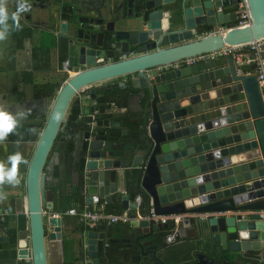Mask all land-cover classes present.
<instances>
[{"label":"water","instance_id":"obj_1","mask_svg":"<svg viewBox=\"0 0 264 264\" xmlns=\"http://www.w3.org/2000/svg\"><path fill=\"white\" fill-rule=\"evenodd\" d=\"M240 1L128 0L132 13L120 19L119 29L94 9L89 16L69 14L80 38L70 44L69 68L81 69L65 79L36 132L26 179L29 220L18 232V259L48 264L47 245L59 241L74 246L72 264H179L160 243L175 230L189 245L184 264H264V100L258 78L232 54L185 63L225 45L264 40V0H246V27L235 26ZM66 25L56 34H67ZM219 28L229 29L213 32ZM114 80L119 82L105 90H136L128 101L138 108L110 118V107L105 125L86 131L79 190L88 205L120 197L133 219L119 237H110L104 224L68 235L62 216L53 215L48 157L57 155L53 149L77 93L87 89L95 99L98 85ZM119 100L124 107L126 97ZM205 213L210 216L202 219ZM152 215L184 218L156 223ZM0 229V242L7 241L8 225ZM134 237L149 240L130 247ZM114 243L124 246L111 256L107 247Z\"/></svg>","mask_w":264,"mask_h":264},{"label":"crops","instance_id":"obj_2","mask_svg":"<svg viewBox=\"0 0 264 264\" xmlns=\"http://www.w3.org/2000/svg\"><path fill=\"white\" fill-rule=\"evenodd\" d=\"M20 2H23L28 6L27 11L18 14L20 27H11L13 22L10 19L8 21L10 25L8 36L5 40L0 41V110L11 114H15L18 111L27 113V115L18 122L12 132H10L4 139H0V167L4 169L8 168L9 164L7 158L14 153H19L20 156L27 161V163H18L16 166L19 183H0V210L4 208H9L11 210L12 213L7 217L11 220V226L14 228L16 227L19 231L24 230L27 227L29 220L28 215L26 214V179L29 162L36 146V142H34L37 137L36 132L42 128L38 126L49 113V110L45 109L41 112L39 99L34 98L33 94L35 90L33 91L32 85L36 82L31 80V82L27 83V81L24 80L25 72L32 69L30 50H26L24 45L26 44L25 46L29 47L32 44L34 55H36L35 59L37 60V55L40 54L38 50L40 44V31H36V29L40 28L39 24L46 26L49 23H51L52 29H58V25L61 23L62 19L60 15L64 12H74L75 10L82 12L84 8L87 7L89 8L87 10L89 13L93 9L99 11V13L102 14L104 23H107V21L110 22L111 20L116 21V24L119 27L121 25L120 19L122 17H127L132 13L128 0H0V3L8 9L10 14L16 12L17 6ZM136 11L137 9L135 7L134 12ZM23 29L30 30V34L22 35ZM19 30H21V32H19ZM214 31H218V29H215ZM57 32L58 31L55 30V36L59 39L61 36L57 35ZM28 38H32V42ZM120 80L122 81V79H119V81ZM119 81L114 80L99 84L98 88L103 90L106 86H114V84ZM117 87L122 88L121 86ZM127 90L129 91L124 94L126 97L124 107L121 108L123 103L121 100L119 103H113L109 109L110 118L113 116L112 112H133L137 110L138 105L136 101L131 104L130 101H128V98L133 92H136V90L132 88H127ZM90 95L91 94L86 90L80 101L82 104V113L81 123L79 124L77 133L73 137L67 136L66 138L68 140H73L74 150L69 152L64 143H57L58 147L54 149V152H57V155H54L53 153L48 157L45 169L47 186L54 190V212L59 213L62 216L63 224L68 235H77V230L87 227L78 222L74 216L67 214L69 209L61 212V209L64 206V200L62 201L60 199L61 194L69 196V200L78 210H83L86 207L92 209L98 208L103 203L106 204V210L107 205H110L113 208H121L120 197H118L117 202H113L112 204H107L104 200H101L97 204L88 205L86 203L85 193L79 190V180L82 176L78 168L80 161V148L82 142L85 140L84 135L86 131L91 129V125L86 119L92 118L93 115L97 118L98 114L97 111L91 110L93 102L91 101L92 98ZM76 98H78V96ZM24 125H27L28 128L25 134L21 133V131L19 132V129ZM96 126L97 123L94 127ZM55 167L58 168L57 175L55 174ZM0 224L5 223L0 219ZM106 226L109 230L110 237H119L120 230L123 226L117 224ZM170 232H172V230H170ZM2 233H4V230L0 229V234ZM7 241L0 243H5ZM185 245H187V243L184 244L179 240V248ZM68 246V252L74 259V246L72 247V245L69 244ZM120 246H123V244H109L107 247V253L112 256ZM227 254L229 253H226V255ZM224 257L226 256L224 255ZM47 258L48 264H65L66 260L64 257V247L62 242L56 241L47 245ZM185 258L186 257H183V260H185ZM217 258H219V256ZM219 261L221 262V258H219ZM106 263L107 262L103 260V264ZM0 264H6L5 259L0 257ZM80 264L82 263L80 262ZM110 264H119V262L115 259H111Z\"/></svg>","mask_w":264,"mask_h":264},{"label":"built area","instance_id":"obj_3","mask_svg":"<svg viewBox=\"0 0 264 264\" xmlns=\"http://www.w3.org/2000/svg\"><path fill=\"white\" fill-rule=\"evenodd\" d=\"M237 18L235 21V26L237 27H246L251 24V14L247 5L246 0H241L239 7L236 10ZM229 28H219V33H225ZM264 52V40H257L251 43L244 45H225L223 48L213 51L207 54H202L196 57L189 58L185 61L186 64H194L196 62L214 59L220 56L234 55L239 64H249L251 65V70L247 72L248 74H255L258 78L259 85L262 91V96L264 100V57L262 55ZM127 57V55H124ZM178 63L167 65L164 69L168 70L169 68L176 67ZM159 71H163V66L158 68ZM87 89H83L77 93L79 101H81L83 93ZM75 97V98H76ZM96 116L93 115L91 118V127L93 128L96 125ZM137 202L140 203V198L137 197ZM106 204L103 203L98 208L86 207L83 210H78L75 207H72L68 210L67 214L74 216L78 222L84 224L88 229L95 228L98 224L112 225L117 224L120 226L129 225L130 221L133 219V211L130 209H124L119 212H109L105 209ZM9 208H4L0 210V219L2 221L11 214ZM28 215V212L26 211ZM54 216L60 215L59 213H54ZM210 216V213H205L201 215L202 219H206ZM184 218V215H152V219L157 223H167L170 219H174L175 222H179ZM178 236L177 231H172L167 239L168 241H174L175 237Z\"/></svg>","mask_w":264,"mask_h":264},{"label":"flooded vegetation","instance_id":"obj_4","mask_svg":"<svg viewBox=\"0 0 264 264\" xmlns=\"http://www.w3.org/2000/svg\"><path fill=\"white\" fill-rule=\"evenodd\" d=\"M88 9L89 8L85 7L81 15L89 16V14L91 13L87 11ZM70 13L71 12L61 13L60 17H62V19H61V23H59L58 25V29H54V28L52 29L51 23L47 24L46 26L39 24L40 28L36 29V31H40V44L38 46V50L40 54L37 55V60L35 59L36 55H34V48L32 47V44L29 47L25 46L26 44L24 45V48H26V50L28 49L30 50V55L32 59V63H31L32 69L25 72L24 80L27 81V83L31 82V80L36 82L34 83V85H32V89L33 91L35 90L33 94L34 98L39 99V103H40L39 106H40L41 112L42 110L45 109L44 107L46 106L47 101L50 103L51 100H54L55 98L54 95L57 93V91L62 86L65 79L70 75V73L72 71H77L81 69L80 66L79 67L77 66L75 68H69L70 44L75 45L78 43L77 40L80 39L77 37L79 35V32L78 30H76V26L74 22L70 20V16H69ZM83 21H86V20H83ZM62 22L67 23L66 25L67 34L60 35L61 37L58 39V37L55 36V30L60 32ZM85 26H89V25L85 23ZM44 35H47V37H51V38L54 35V40L56 42L54 46L49 48L48 55L46 54L43 55L41 54V51H40L41 39ZM51 38L47 40L48 43L51 41ZM28 39L32 42V38H28ZM108 41H109V37L108 35L105 34L104 49H108L110 47V42ZM39 92H45V93L51 92L53 93L52 96H54V98H52V96H47V95H42V96L37 95L36 93H39ZM46 118L47 116L44 118V120H42V122H45ZM54 149H53V152H54ZM170 233L171 232L164 233L163 236L160 238V243L163 244V247H164L163 253L165 255L170 256L171 258L172 257L179 258L177 262H179V264L181 263L184 264L185 262L188 261V259L183 260V257L185 256L183 255V253H186L185 251L187 248H189V245L187 244L179 248L178 246V242L180 240L179 235L175 237L174 241L170 242L167 239ZM148 240L149 238L147 237V238L140 239L138 242L136 240V237H134L130 241V247L133 244H136V243L141 244ZM128 250H131V248H129Z\"/></svg>","mask_w":264,"mask_h":264},{"label":"trees","instance_id":"obj_5","mask_svg":"<svg viewBox=\"0 0 264 264\" xmlns=\"http://www.w3.org/2000/svg\"><path fill=\"white\" fill-rule=\"evenodd\" d=\"M19 32H21V30H19ZM30 34V30L27 29H23L22 30V35H28ZM51 37H47V35H44L41 39V47H40V51L41 54H46L48 55V50L50 47L55 45V40L54 37L52 36L51 41L48 43L47 40H49ZM129 90L125 89V88H111L109 90H101L99 89V91L96 92V98L92 99L91 101L93 102V107H94V111H97V127L103 126L105 125V119L107 118L108 114L107 111L108 109L111 107V105L113 103H119V97L121 95H124L128 92ZM37 95H47V96H52L53 93L51 92H39L36 93ZM55 96V95H54ZM54 96H52V98H54ZM82 104L79 101L78 98H76L75 100L72 101L70 108L68 110V113L66 115V118L63 122L62 128L58 134L57 137V143H64L66 149L69 152H72L74 150V142L73 140H68L66 139L67 136H75V134L78 131V127L79 124L81 123V113H82ZM102 116V117H101ZM105 118V119H103ZM45 122H41L40 125L38 127H43ZM37 127V126H36ZM27 125H24L23 127H21L19 129V132L21 131V133L26 132L27 130ZM15 134V133H14ZM17 138V137H16ZM84 157L82 156L80 158L79 164H78V168L80 171L83 170L84 167ZM58 168L55 167V174L57 173ZM57 175V174H56ZM76 190V189H74ZM60 194V193H59ZM60 199L63 201L64 200V206L61 209V212H64L66 209H70L72 207H74V205L72 204V202L69 200L70 197L65 195V194H61ZM81 210V209H80ZM121 208H113L110 205H107V211L109 212H119L121 211ZM10 218H5L4 223L8 225V241L5 243H0V257L5 259L6 264H31L30 262L24 261V260H18L17 259V237H18V229L15 227L11 226L10 223ZM24 228V227H23ZM68 243L65 242L64 243V257H65V264H72V256L71 254L68 252Z\"/></svg>","mask_w":264,"mask_h":264},{"label":"clouds","instance_id":"obj_6","mask_svg":"<svg viewBox=\"0 0 264 264\" xmlns=\"http://www.w3.org/2000/svg\"><path fill=\"white\" fill-rule=\"evenodd\" d=\"M28 10V6L20 2L16 12L9 13L8 9L0 3V41L5 40L9 33L10 25L8 21L13 22L11 27L19 28L18 14ZM27 115L26 112L18 111L15 114L7 113L0 110V139H4L17 126L18 122ZM59 118V114H57ZM9 167L4 169L0 167V183L16 184L19 183L17 178L16 166L18 163H27L19 153H14L7 158Z\"/></svg>","mask_w":264,"mask_h":264},{"label":"rangeland","instance_id":"obj_7","mask_svg":"<svg viewBox=\"0 0 264 264\" xmlns=\"http://www.w3.org/2000/svg\"><path fill=\"white\" fill-rule=\"evenodd\" d=\"M108 22H109V21H107V23H108ZM114 23H115V28H116V29H119V26L116 24V21H114ZM55 95H56V94H55ZM74 100H75V99H74ZM52 103H53V100H51L50 103L47 101L46 106L44 107L45 110H50ZM58 143H60V142H58ZM51 155H52V154H51ZM51 155H50V156H51Z\"/></svg>","mask_w":264,"mask_h":264},{"label":"bare ground","instance_id":"obj_8","mask_svg":"<svg viewBox=\"0 0 264 264\" xmlns=\"http://www.w3.org/2000/svg\"><path fill=\"white\" fill-rule=\"evenodd\" d=\"M70 74H71V75H73V74H74V72H71Z\"/></svg>","mask_w":264,"mask_h":264}]
</instances>
